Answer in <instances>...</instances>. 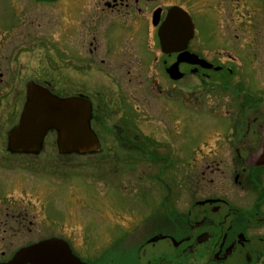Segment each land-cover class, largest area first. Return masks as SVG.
Here are the masks:
<instances>
[{"label":"flooded vegetation","instance_id":"flooded-vegetation-1","mask_svg":"<svg viewBox=\"0 0 264 264\" xmlns=\"http://www.w3.org/2000/svg\"><path fill=\"white\" fill-rule=\"evenodd\" d=\"M228 1L237 19L221 31L232 36L216 28L196 38L194 0H0V264L50 240L84 264H113L119 240L86 261L53 217H90L87 207L115 217L102 189L141 185L157 207L127 222L140 234L132 264H264L263 26L247 0ZM172 8L193 24L185 52L194 64H177L176 81L168 71L183 51L164 52L158 38ZM18 25H31L36 56L13 43L7 54ZM31 87L86 100L97 149L62 153L49 132L38 151H10ZM184 110L194 114L188 171ZM82 182L98 188L88 193Z\"/></svg>","mask_w":264,"mask_h":264},{"label":"rangeland","instance_id":"rangeland-1","mask_svg":"<svg viewBox=\"0 0 264 264\" xmlns=\"http://www.w3.org/2000/svg\"><path fill=\"white\" fill-rule=\"evenodd\" d=\"M26 6H28V4L22 1V7ZM246 6L248 12H256V16L263 26L262 37H264V0H247ZM233 7V1L229 2L228 0H194V27L196 38L208 37L209 32L215 31L216 28L219 30V33L222 32V34H220L221 37H231L233 33L228 32L226 34L227 31H221V28L224 27L226 23L229 24L232 20L237 19V16L233 14ZM32 30L31 25H26V27L18 25L13 34H9L10 38L6 40L8 43L7 54L9 55L11 53L10 43H13L15 48H22V53H27L28 56H36V49H41V46L34 44L35 49H33V42L31 40V36H33V34H31ZM40 32L45 33L42 30ZM30 47H32V49H30ZM186 82L190 84L191 81ZM183 84H185V82ZM190 100L191 99H188V101ZM183 112L187 114L183 119V125L181 127L183 141L182 168H184V171H188L192 165L190 149L192 146V135H194V114L186 112L185 110ZM83 167L84 170H86V165L79 166L81 169H83ZM121 179L120 176V180ZM126 180L127 178L124 177V182H126ZM85 183L82 182V185L84 186ZM85 186V191L88 193L98 188L95 183H91V185L86 183ZM102 192V197L111 200L117 207L118 210L115 217H101L95 212H90L91 209L87 207L84 213L89 214L90 217H63V221H61V217L53 218L59 220V223L56 222L57 225H61L67 233H70L71 239L74 242L73 246H75L76 249L80 246H84L83 249L75 251L79 257L81 256L86 261H90V256L96 255L97 249H100L99 245H104L100 249V252L104 254L106 251H109L111 246L115 245L117 239L119 240L116 244L118 255L109 254L107 259L113 262V264H132L133 255L137 251L134 249V253L129 254L132 251L129 249L133 247V244L137 241L140 234L137 233V236V234L129 233L126 226L127 222L129 219L137 217H148L151 211L157 207L156 201L152 196L150 188H145L142 185L136 189L122 186L119 190L107 187V190L102 189ZM58 195L59 194L55 197H58ZM96 198L97 197H95V199ZM105 200L102 202L103 205L106 202ZM89 204L91 207H96V204L92 201H90ZM52 208L54 207H50V210H52ZM185 208L186 207L183 206V209ZM62 223L64 224L62 225ZM161 246L163 245H158L154 250L147 248V255L152 254V252L158 250ZM121 253H127L129 255L125 254L126 256L121 259Z\"/></svg>","mask_w":264,"mask_h":264},{"label":"water","instance_id":"water-1","mask_svg":"<svg viewBox=\"0 0 264 264\" xmlns=\"http://www.w3.org/2000/svg\"><path fill=\"white\" fill-rule=\"evenodd\" d=\"M193 37V25L189 16L179 8L169 10L158 30L161 49L164 52L183 53L170 68L171 80H180L177 64H194V56L185 48ZM90 104L83 98L60 99L46 90L31 87L26 96L18 126L8 138L12 152L38 151L49 132L57 135V149L65 154L85 155L97 149L96 139L90 130ZM7 264H83L61 241L50 240L38 246L18 252Z\"/></svg>","mask_w":264,"mask_h":264}]
</instances>
